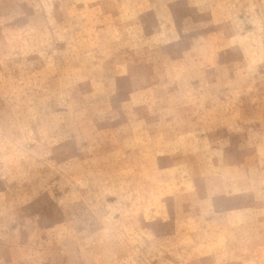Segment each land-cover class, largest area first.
I'll return each instance as SVG.
<instances>
[{"label": "rangeland", "instance_id": "rangeland-1", "mask_svg": "<svg viewBox=\"0 0 264 264\" xmlns=\"http://www.w3.org/2000/svg\"><path fill=\"white\" fill-rule=\"evenodd\" d=\"M0 264H264V0H0Z\"/></svg>", "mask_w": 264, "mask_h": 264}]
</instances>
